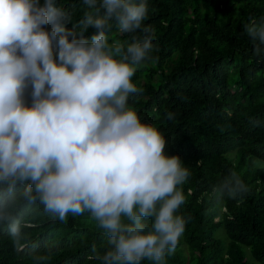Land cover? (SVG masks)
Instances as JSON below:
<instances>
[{"label":"clouds","instance_id":"9594fccd","mask_svg":"<svg viewBox=\"0 0 264 264\" xmlns=\"http://www.w3.org/2000/svg\"><path fill=\"white\" fill-rule=\"evenodd\" d=\"M82 3L73 23L57 0H0V223L12 241L0 235V263L8 246H26L8 210L22 187L24 201L61 223L87 213L107 237L102 250L92 249L100 264H166L191 220L180 211L188 185L201 197L204 170L228 174L211 189L217 201L243 199L250 189L231 161L229 137L216 130L220 120L171 124L163 133L130 101L143 92L132 78L158 59L150 25L176 30L184 10L211 18L217 2ZM244 31L264 63V17Z\"/></svg>","mask_w":264,"mask_h":264},{"label":"trees","instance_id":"16d2710c","mask_svg":"<svg viewBox=\"0 0 264 264\" xmlns=\"http://www.w3.org/2000/svg\"><path fill=\"white\" fill-rule=\"evenodd\" d=\"M217 13L211 18L191 10L181 12L185 22L176 30L155 29L152 55L137 71L133 81L143 88L141 97H131L135 107L164 133L171 124H207L220 120L216 130L229 137V153L236 151L242 168L253 159L264 161V63L253 57V42L244 25L264 17V0H215ZM77 23L86 5L82 0H57ZM121 40L130 42L127 37ZM171 112L173 119L166 113ZM142 118V114L138 112ZM235 158L231 157L234 163ZM250 191L241 199L217 201L211 189L225 173L204 170V194L192 184V195L181 212L191 216L176 254L166 264H264V175L259 181L246 169L238 173ZM14 193L8 208L25 234L21 252L8 246L0 264H100L92 258L93 246L102 250L107 237L100 234L87 213L69 215L65 223L53 219L38 202ZM29 224L34 227H23ZM218 229L219 235L214 236ZM0 235L11 241L7 223H0ZM142 264H152L144 261Z\"/></svg>","mask_w":264,"mask_h":264},{"label":"rangeland","instance_id":"374dc122","mask_svg":"<svg viewBox=\"0 0 264 264\" xmlns=\"http://www.w3.org/2000/svg\"><path fill=\"white\" fill-rule=\"evenodd\" d=\"M235 155H237L236 151H233L230 153V156L235 158ZM234 163L237 164V157L234 160ZM246 169H248L249 173L251 175H257L259 181H262V177L264 175V161L263 160H258V159H253L252 161V165H250L249 163H247L244 168L243 171H245ZM219 235V230L216 229L214 231V236H218ZM183 242L182 240L180 241V247H182ZM182 251L184 252V254H187V251L185 249V246L182 247Z\"/></svg>","mask_w":264,"mask_h":264}]
</instances>
